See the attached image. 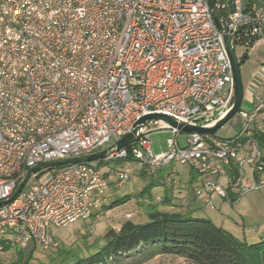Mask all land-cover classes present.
I'll return each mask as SVG.
<instances>
[{"label": "built area", "instance_id": "obj_1", "mask_svg": "<svg viewBox=\"0 0 264 264\" xmlns=\"http://www.w3.org/2000/svg\"><path fill=\"white\" fill-rule=\"evenodd\" d=\"M217 8L234 50L264 43V0H217ZM234 98L231 60L209 0H0V203L32 168L99 154L143 117L210 127ZM256 100L253 111H239L246 123L232 140L150 120L137 143L106 160L135 161L150 176L188 166L202 179L197 203L214 208L216 195L232 204L264 188L263 153L253 136L264 134V95ZM159 129L173 135L168 150L156 154L147 136ZM95 164L33 174L14 201L0 206V252L32 242L56 249L54 228L101 210L112 176ZM246 166L263 179L250 185Z\"/></svg>", "mask_w": 264, "mask_h": 264}, {"label": "rangeland", "instance_id": "obj_2", "mask_svg": "<svg viewBox=\"0 0 264 264\" xmlns=\"http://www.w3.org/2000/svg\"><path fill=\"white\" fill-rule=\"evenodd\" d=\"M235 52L241 59L245 55L248 57L245 64L241 67L244 85L249 81L254 83L256 75L264 67V43L255 41L254 44L249 46L238 45ZM263 95L264 87L253 94L250 101L251 105H248L249 96L246 88V95L241 109L245 112L253 111L258 106L256 97H263ZM253 102H255V106L252 104ZM245 123L240 114H237L215 134V137L222 140H232L242 134ZM172 135V131L167 129H159L148 133L147 138L151 142L154 153L158 154L162 151H167V140ZM179 142L181 146H185L183 136L179 139ZM95 165L99 166L103 176H112L111 181H109L110 188L106 194V202L101 210L95 212V217L85 221H78L64 229L54 228L52 235L59 242V249L46 250L37 243L32 242L27 249H19L22 252L21 256L18 248L0 252V264H53L62 250L73 251L81 258L92 257L104 246V237L109 230L119 231L121 226L129 220L136 224L148 222L145 215L149 198L148 196L144 198L141 194L151 184L152 180L160 178V174L166 176V180L163 179L161 181L171 191L172 198L175 193L181 196L179 200L182 198V200H185V196H187V201L190 198L188 208L194 207L192 209L195 210L197 217L212 220L217 227L231 233L249 246L259 245L264 242V188L252 190L232 204L226 199L218 198L215 195V197L213 196L214 208L205 205H199L201 208H196L194 198H196L195 191L197 186H192L189 182L190 176L194 171L188 166L171 165L159 170L156 175L150 176L144 166L132 160H104ZM252 169V167L246 166V171L251 173L250 185L254 181L263 179V176L256 177L257 174L253 177L254 172H252ZM119 173L127 175L129 181L122 183L117 176ZM194 174L197 175L196 172ZM199 179L198 176L197 180ZM32 180L33 178L30 181L32 182ZM223 185L228 189L226 182ZM125 196L130 199L128 204L113 209H106ZM153 196L155 203L162 204V195L161 199H157L155 195ZM185 205L187 203L180 206L177 204L176 206L185 207ZM186 210L175 209L177 212ZM128 214L132 215L130 219L127 218ZM148 254L141 248L136 252L123 254L118 258L111 257L105 264H192L187 259L174 255L150 257Z\"/></svg>", "mask_w": 264, "mask_h": 264}, {"label": "trees", "instance_id": "obj_3", "mask_svg": "<svg viewBox=\"0 0 264 264\" xmlns=\"http://www.w3.org/2000/svg\"><path fill=\"white\" fill-rule=\"evenodd\" d=\"M248 57L241 60V66ZM260 145L264 162V134L254 133ZM145 173V172H144ZM190 184H195L198 176L192 173ZM155 180H158L155 179ZM152 180L141 196H148L146 208L148 222L136 224L126 221L119 231L114 229L104 237V246L90 258H81L73 251L62 250L53 264H105L109 258H118L123 254L133 253L141 248L148 256L174 255L187 259L192 264H264V242L249 246L231 233L217 227L212 220L197 217L195 210L177 212L166 210L169 202L155 203L152 198L154 188L161 186L159 181ZM130 199L124 197L106 209L117 208L128 204ZM95 217L93 215L91 218ZM60 244L58 246L59 249ZM8 251V250H6ZM19 255H22L18 249Z\"/></svg>", "mask_w": 264, "mask_h": 264}, {"label": "water", "instance_id": "obj_4", "mask_svg": "<svg viewBox=\"0 0 264 264\" xmlns=\"http://www.w3.org/2000/svg\"><path fill=\"white\" fill-rule=\"evenodd\" d=\"M209 3H210V7L213 13L214 21L218 29L220 30V32L223 34L226 49H227L229 58L231 60L233 73H234V80H235L234 105L231 111L224 118L215 122L210 127H201V126H192V125L184 124L171 116H167L163 114L148 115L140 119L134 126L133 131L128 133L121 140H119L112 148L104 150L100 152L99 154H94V155H89V156H84V157L74 158V159L58 160V161L43 163L37 167L32 168L28 172L23 182L17 188L13 197L9 201L0 203V206L7 205L8 203L14 201L20 195L22 190L26 187L32 175L35 173H38L41 170H44L52 166H65L68 164H75V163H100L107 159L110 152L114 150L119 151L132 144L137 143L138 140L142 138L143 136L141 134V129L143 125L145 124V122L147 121L155 120V121L163 122L170 127L168 129H177L184 133H191V134L196 133V134H201V135H206V136H215V134L221 128H223L233 117H235L241 110L244 99H245V86H244V81H243V76H242L241 64L231 44L232 35L227 34L226 28L224 24L222 23V20H221V17L219 15L218 8H217V0H209Z\"/></svg>", "mask_w": 264, "mask_h": 264}, {"label": "crops", "instance_id": "obj_5", "mask_svg": "<svg viewBox=\"0 0 264 264\" xmlns=\"http://www.w3.org/2000/svg\"><path fill=\"white\" fill-rule=\"evenodd\" d=\"M260 42V41H259ZM238 57V56H237ZM238 59L239 60H241V58H239L238 57ZM243 66V65H242ZM241 66V67H242ZM254 83H251L250 81L249 82H247V87H246V85H244L245 86V95H246V88H247V95L249 96V101H248V105H251V99H252V96H253V94H255L257 91H259V90H262L263 89V87H264V67H262L261 68V70L259 71V73L256 75V77H255V79H254ZM252 104H254V106H255V102H253ZM250 108H251V106H249ZM192 174H191V176H190V181L189 182H191V180H192ZM166 178V176H164V175H162V174H160V178H158V180L157 181H159L162 185L161 186H158V187H156V188H154L153 189V191H152V196L153 195H155V197L157 198V199H161V195H162V197H163V201H165L166 200V202H169L170 203V205L171 206H169V207H166L165 209L166 210H174L175 211V209L177 208V209H181V210H186L187 208H188V204H190V198H188V201H187V196H185V200H179V198H181V196H179L178 194H176L175 193V191H174V193H175V195L173 196V198H172V196H171V191H169L168 190V188H167V186L163 183V181H161V180H163V179H165ZM166 180V179H165ZM200 183H202V179L200 180H196V182H195V184H193V185H195V186H197V185H199ZM192 185V186H193ZM169 188H170V186H169ZM164 191H163V190ZM161 193V194H160ZM215 197V196H214ZM214 197H212V200L214 199ZM217 197V196H216ZM235 196H234V194H233V198H234ZM152 198H154V196L152 197ZM219 198V197H218ZM214 201V200H213ZM184 203H187V205H185V207H177L176 205L178 204L179 206L180 205H184ZM194 203H195V207L196 208H201V207H199V205H205V203L204 202H200V203H197V199L196 198H194ZM191 204H192V202H191ZM187 206V207H186ZM206 206V205H205ZM192 208H194V207H192ZM192 208H188L186 211H189V210H193ZM186 211H182V212H186Z\"/></svg>", "mask_w": 264, "mask_h": 264}]
</instances>
